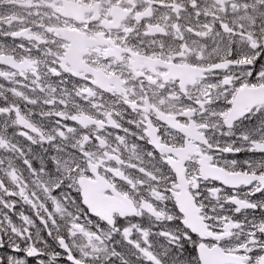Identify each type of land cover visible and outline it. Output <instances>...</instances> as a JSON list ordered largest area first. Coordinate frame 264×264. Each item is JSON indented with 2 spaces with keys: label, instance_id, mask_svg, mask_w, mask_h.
Returning a JSON list of instances; mask_svg holds the SVG:
<instances>
[{
  "label": "snow or ice",
  "instance_id": "obj_1",
  "mask_svg": "<svg viewBox=\"0 0 264 264\" xmlns=\"http://www.w3.org/2000/svg\"><path fill=\"white\" fill-rule=\"evenodd\" d=\"M0 264H264V0H0Z\"/></svg>",
  "mask_w": 264,
  "mask_h": 264
}]
</instances>
